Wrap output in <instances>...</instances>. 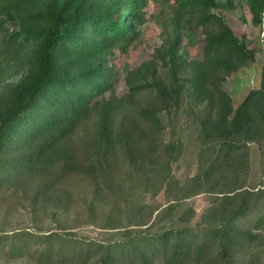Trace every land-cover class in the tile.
Here are the masks:
<instances>
[{"label":"trees","instance_id":"16d2710c","mask_svg":"<svg viewBox=\"0 0 264 264\" xmlns=\"http://www.w3.org/2000/svg\"><path fill=\"white\" fill-rule=\"evenodd\" d=\"M171 1L154 60L117 98L112 58L147 0H0V206L20 195L56 224L0 233V260L264 264V64L238 106L225 89L259 51L226 13L244 7L264 29V0ZM199 31L200 60L184 49ZM190 146L196 171L180 177Z\"/></svg>","mask_w":264,"mask_h":264},{"label":"rangeland","instance_id":"374dc122","mask_svg":"<svg viewBox=\"0 0 264 264\" xmlns=\"http://www.w3.org/2000/svg\"><path fill=\"white\" fill-rule=\"evenodd\" d=\"M146 10L149 13V18L139 28V36L137 40L129 46L127 51L117 50L116 56L112 58V63L115 67V89L114 95L121 98L128 94L127 77L129 72L139 68L144 62H151L154 60L155 53L162 43V24L167 22L173 12V1L164 3L163 0H147ZM226 20L232 28L240 34H246L247 45L249 48L254 47L259 51L256 56L255 63L246 69H241L239 72L233 74L226 82L225 89L232 96L234 103L238 106L246 94L255 88H259L261 83L262 66L264 64V29L252 25L251 14L248 9L237 8L226 13ZM1 37V36H0ZM1 43V40H0ZM1 48V47H0ZM204 48V37L199 31L189 32L184 36V49L190 54L193 59H202ZM252 159L257 153V146L251 145ZM193 147L190 146V153L186 155V161L181 163L179 176L187 174L192 176L196 168L191 169L188 167L193 165L192 157ZM255 154V155H254ZM188 170H191L188 172ZM188 172V173H187ZM251 182L256 184L255 179ZM7 207L0 206V233L11 234L15 229H30L35 232L37 228L40 231H45L49 228L55 229L56 224L52 223L51 212L44 215H36L37 217L32 220L34 215L26 212L23 207H27L29 202L20 198V195L12 196L11 193L5 198ZM77 201V200H76ZM199 212L208 205L209 199L203 195L193 200ZM156 203L165 204L166 200L164 194L161 193L156 199ZM80 235L90 237H99L97 230L89 226H81L77 228ZM0 264H31L29 261H13L11 259L0 260Z\"/></svg>","mask_w":264,"mask_h":264}]
</instances>
